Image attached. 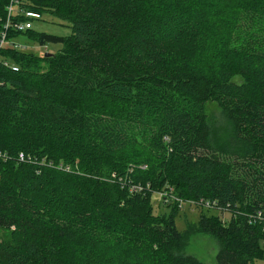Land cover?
I'll return each mask as SVG.
<instances>
[{"label": "trees", "instance_id": "trees-1", "mask_svg": "<svg viewBox=\"0 0 264 264\" xmlns=\"http://www.w3.org/2000/svg\"><path fill=\"white\" fill-rule=\"evenodd\" d=\"M28 1L71 34L9 31L63 47L2 51L19 69L0 63V149L12 155L0 158V264L264 257V45L242 43L260 20L230 0ZM244 2L264 16V0ZM210 101L221 108L215 122ZM20 151L36 161H17ZM167 182L202 208L196 229L217 238L215 263L183 253L195 229L179 230L176 210L155 213L153 193Z\"/></svg>", "mask_w": 264, "mask_h": 264}, {"label": "rangeland", "instance_id": "rangeland-1", "mask_svg": "<svg viewBox=\"0 0 264 264\" xmlns=\"http://www.w3.org/2000/svg\"><path fill=\"white\" fill-rule=\"evenodd\" d=\"M225 3L230 7V9L235 7L233 10L238 12L240 15L255 17L260 20L261 25L253 30H250L247 36L244 37L242 43L254 46H260V44L264 45V16L251 11L250 8L253 5H250L248 2H244V0H230ZM256 21L257 20L255 19L249 21V23L259 24ZM33 29L37 33H50L60 36H69L71 34L70 23L50 12L43 13L42 19L35 20ZM12 40L20 45V50L33 52L34 54L40 56L47 52L57 53L63 47L60 43H48L41 45L36 39H30L25 34H20ZM167 46L169 50L175 54L181 52V49L171 42H168ZM238 80H240V78H238ZM206 109L210 121L215 122L222 115L221 108L215 102H207ZM143 150L146 153H149L150 151L146 148ZM142 156L149 165L154 163V160L149 158L147 154H142ZM148 164L143 165L142 167L146 168ZM156 165L160 166L159 163H156ZM151 202L156 214H168L172 210H176V224L179 230L183 231L188 228L195 229L192 233H190V236L183 248V253L194 255L207 263L216 262V256L219 251V242L217 238L211 234H207L196 229L202 208L196 207L197 205L191 198L180 197L177 194V190H175L174 186L169 182L165 183L160 190L154 191ZM210 212L217 214V211ZM221 215H223L224 219H229L230 217V213L228 212L222 213ZM255 264H264V257L258 259Z\"/></svg>", "mask_w": 264, "mask_h": 264}, {"label": "built area", "instance_id": "built-area-1", "mask_svg": "<svg viewBox=\"0 0 264 264\" xmlns=\"http://www.w3.org/2000/svg\"><path fill=\"white\" fill-rule=\"evenodd\" d=\"M28 0H9L7 4V16L4 21L3 29L1 30V38H0V63L2 65L11 68L14 71L19 69V66L12 62L8 57L3 56L2 51L7 46H13L16 49H19V44H17L14 40H10L8 38L9 31L14 32H25L34 28V21L40 20L43 18V14L32 9L29 6ZM8 152H5L0 149V158L7 160L11 158ZM17 161L19 162H35L36 158L30 153H26L25 151H20L16 155ZM40 161V160H39ZM42 163H46L45 159L40 161ZM50 165L52 162L49 163ZM215 206L211 202L203 203V207L210 208ZM258 215H263L264 212L259 211Z\"/></svg>", "mask_w": 264, "mask_h": 264}, {"label": "water", "instance_id": "water-1", "mask_svg": "<svg viewBox=\"0 0 264 264\" xmlns=\"http://www.w3.org/2000/svg\"><path fill=\"white\" fill-rule=\"evenodd\" d=\"M52 55H54V53H50V52L45 53V56H52Z\"/></svg>", "mask_w": 264, "mask_h": 264}]
</instances>
